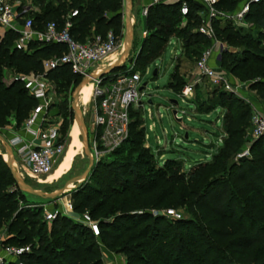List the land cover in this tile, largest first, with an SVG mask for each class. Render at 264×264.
<instances>
[{"label":"trees","instance_id":"trees-1","mask_svg":"<svg viewBox=\"0 0 264 264\" xmlns=\"http://www.w3.org/2000/svg\"><path fill=\"white\" fill-rule=\"evenodd\" d=\"M58 2L55 7L50 3L41 6L33 18L37 29H43L50 21L61 27L66 15L77 10L70 29L74 41L85 43L94 36L105 37L109 29L118 37L122 35L123 0ZM240 3L241 0H219L215 9L232 13ZM187 5L186 16L180 13V3L156 4L148 8L147 36L138 49L136 71L145 70L159 59L171 39L181 43V57H196L195 62L211 46V41L196 32L201 24L202 5L193 0H188ZM181 20L185 22L184 27H176ZM245 21L263 23L256 36L230 23L212 20L218 41L244 46L241 55L227 49L223 51L220 68L224 72L231 69L229 74L254 72L264 77V5H251ZM16 38L17 34L12 31L0 38V131L12 123L20 127L36 104L20 83L6 85L2 81L3 65L11 67L16 74L42 73L45 60L65 51L63 46L55 44H32L27 53L15 51L12 47ZM251 65L254 69H250ZM47 78L66 92L70 86L74 89L82 76L61 66L49 71ZM185 84L176 65L168 87L178 96ZM258 88L257 83L254 90ZM229 100L222 118L225 136L213 158L208 163L196 164L187 172L179 168L169 173L159 170L156 176L145 171L149 167V150L143 147L145 128L139 114L131 111L132 121L125 143L133 152L140 150V158L135 161L119 159L114 162L117 166L112 167L97 163L89 176L94 184L84 183L68 194L75 213L88 211L94 219L100 204L96 202L104 194L116 193L117 186L124 180L121 193L127 199L112 222L99 223V237L63 217L51 223L43 221L40 218L43 209L26 204L28 195L17 189L0 155V231H6L2 245H30L31 253L21 258L24 264H102L97 241L107 249H115L126 237L127 243L132 245L128 252L131 257L139 259L148 254L151 258V261L138 260L136 264H264V140H251L248 156L230 163L244 145L249 112L237 111L239 103L232 95ZM170 166L168 162L166 167ZM101 167H104L103 172ZM132 167L136 169L134 179ZM168 200L173 207L183 205L186 213L193 215L198 223L183 218L167 220L150 214Z\"/></svg>","mask_w":264,"mask_h":264},{"label":"rangeland","instance_id":"rangeland-1","mask_svg":"<svg viewBox=\"0 0 264 264\" xmlns=\"http://www.w3.org/2000/svg\"><path fill=\"white\" fill-rule=\"evenodd\" d=\"M247 1L248 0H241L238 8L232 13L223 11L218 12L229 15V18L225 16L224 20H221L222 24L230 23L229 25L241 30L242 32L252 33L256 36L257 31L259 30V26L263 24L262 22L260 24H254L245 21L241 22L240 24H235L231 20V16L237 13V11H239ZM47 3H50V5H53L55 7L59 2L58 0L10 1V4L18 7V14L22 11V9H27L28 12L25 13L24 16L31 19L34 18V15L36 13L40 12L41 6H46ZM141 7L142 0H132L134 40L133 48L126 64H131L138 53V49L142 41L141 33L145 29V20L141 16ZM199 15L201 17L202 23V17L204 19L206 13L203 10L199 12ZM122 21L124 20L122 19ZM184 25V20H181L176 27L183 28ZM192 30L195 31V28H192ZM109 32L115 35V33L111 29L108 30V33ZM119 38L122 40V44L124 47V26L122 35L119 36ZM223 44L229 52L236 55L242 54L244 47L242 44ZM122 50L119 52L118 57L120 56ZM195 58L191 57L190 55L181 57V48L177 41H175V39H172L170 43L165 47L162 56L148 67V73H145L144 70L140 73L141 86L146 85L145 96H143L140 100L142 102V106L137 108L135 112L139 114L143 122V127L145 128L143 147L149 150V167L145 170H148L147 174H153L154 176H156L159 170L169 173L173 169L178 168L181 169L182 172H187L196 164L208 163L220 148L221 144H218V140L221 139L223 141V137L225 136V128L222 125V118L225 114L224 108L227 107L230 102L229 95H232V97H234V99L238 101L239 104H237V108H235L237 111L241 109L240 111L249 112L248 118L246 120L247 128L244 138V145L232 157L230 163L237 162L240 157L248 156L249 146L252 143L250 136V118L253 113H259L264 116V77H262L260 74H255L254 72L247 74L235 72L229 74L231 69L227 68V73H225L230 77V81L234 85V93L230 90L225 89V87L222 85L213 86L212 84H210L209 80H203L202 85L195 86L193 93L188 97V99L184 101L180 97L175 95L169 89L168 85L171 80V76L175 71L176 65L180 75L183 76V80L186 83L185 85L191 83L195 78L193 76ZM249 67L250 69H254L253 65ZM156 70L157 74L153 75V72ZM1 74V79L4 83L16 75L11 67L5 65H3L2 67ZM257 83L259 84V88L258 90H254V85ZM93 87L94 84L92 83V90ZM236 87H238V89ZM72 89L73 87L70 86L69 90L63 92L60 86L58 87L56 84H52L53 95L51 97L49 119L59 128L61 140L65 147L64 154L67 152L71 144L70 133L75 126L74 117L71 110ZM220 93H223V95H221ZM149 100H151L152 105L148 103ZM171 101H177V105H172ZM79 103L82 110L84 123L87 127L88 136L89 138H91V126L93 120L91 99L90 103L85 107L82 105L81 101ZM174 109L183 111L186 114L183 116L181 122H178L174 119V116L172 115V110ZM194 113H198L203 117L199 116V119H194ZM188 117H191L190 121L187 120ZM10 126L11 125L2 128L0 133H2L4 136H7L6 132L9 130ZM186 134H188V140L190 142L195 141L197 142L198 147L203 146L204 150L202 151L204 152H194L195 148L191 149L190 145L186 144ZM132 149L133 148L129 147L125 142L114 148H111V146H109V149H104V151L101 153V157L97 162H95V165L97 163H103L112 167L117 166L116 164H114V162L119 159H122V161H135L136 159H139L140 150H136L135 152H133ZM0 153L5 155L1 146ZM195 154H198L199 157H194ZM168 162H171L170 168L166 167V164ZM57 166L49 175H38L29 168V171L19 168V174L24 179V181L31 185L33 188L45 192H54L59 190L66 181L81 175L88 167V160L84 157L83 152L81 151L73 159L68 173L57 182L49 184L48 178L55 171ZM100 171L103 172L104 167H101ZM130 171L132 172L134 179L136 177V169L132 167ZM123 181L124 180H122L119 186H117L116 193L104 194L96 202L100 204L97 207L93 217L98 223H110L113 221L114 217L119 214L118 211L121 205L127 199V196L121 193L123 189L121 185L124 184ZM88 182L94 184V180L91 181L88 177V179L85 182L79 184L77 188ZM132 192L133 191H131L130 193ZM69 202L71 203L72 213L69 212L70 210L66 206ZM26 204L30 207H41L43 209V212L40 218L43 221H45V211H52L54 209L59 211L57 217L66 218L74 224L77 223L69 219V217L65 216V211L69 212L73 216V219L78 218L84 213H89L88 211L79 214L75 213L73 211L70 195H66L63 198L52 202L40 201L36 198L26 196ZM171 210L174 211L175 214L179 215L181 219H189L194 223H198V220L193 215L186 213L183 205L180 204L177 208L173 207L170 200H168L160 209L151 210L150 214L154 217L160 216L164 217L167 220H172L167 216L168 211ZM0 232H4L5 236L1 237V239L4 240L6 238V231L2 230ZM97 243V246L99 245L98 249L101 254L102 264H136L138 260L151 261V258L148 254H143L141 257H139V259L131 257L128 252L129 248L132 245L127 243V237L115 249H107L103 244L100 243V241H97Z\"/></svg>","mask_w":264,"mask_h":264},{"label":"built area","instance_id":"built-area-1","mask_svg":"<svg viewBox=\"0 0 264 264\" xmlns=\"http://www.w3.org/2000/svg\"><path fill=\"white\" fill-rule=\"evenodd\" d=\"M10 1L0 0V38H3L8 31L16 33L17 38L13 42V50L27 53L32 44H55L65 48L60 56L52 57L43 62L42 73L16 74L5 82L6 85L12 82L20 83L29 96L36 101L35 106L21 126L17 128L12 123L8 130L11 136L6 137V139L13 150L16 164L29 168L38 175H49L61 162L65 147L58 126L49 119L53 83L47 78V73L61 66L69 67L71 73L82 77L91 72L99 71L116 61L123 44L122 40L111 32L107 33L105 37L94 36L85 43L74 41L70 35V29L73 25L72 19L78 15L77 10L66 15L61 27L55 21H50L45 24L43 29H37L33 19L24 16L28 10L22 9L18 14V7L10 4ZM187 1L152 0L150 6L180 3V13L182 16H186L189 11ZM193 1L200 3L206 13L204 19L202 17V23L196 32L211 41V46L205 49L195 62L193 73L195 78L182 88L178 97L184 101L188 99L195 86L202 85L203 80H209L213 86L222 85L234 93V85L231 83L230 77L220 68L221 53L226 50V47L217 40L211 25L212 20H224L225 16L229 18V15L220 13L215 9L219 0ZM253 4L264 5V0H248L237 13L230 15L231 20L235 24L245 22V16ZM149 7L141 10V16L144 20ZM141 36L142 39L147 36L146 29L142 31ZM175 41L181 48V43L177 39ZM137 55L131 64L125 65L122 71L93 82L94 87L91 95L93 120L89 147L95 162L99 160L104 149H109V146L114 148L126 141L129 125L132 121L131 111L142 106L140 100L145 96L146 85L143 90H140L142 87L141 72L134 69ZM148 69L147 67L144 70L145 73H148ZM236 88L238 89V87ZM174 110L176 111L173 115L174 119L181 122L186 114L178 109ZM250 122L251 140H264V116L253 113ZM221 143L222 140L219 139L218 144ZM1 155L3 157V154ZM66 206L72 213L71 203L69 202ZM58 212L55 209L45 211L46 223L54 221L59 214ZM65 212V216L69 219L87 228L94 237H99V223L92 219L89 213H84L73 219L69 212ZM167 216L172 220L181 219L172 210L168 211ZM2 242L3 239H0V264H24L21 258L32 251L30 245L4 248Z\"/></svg>","mask_w":264,"mask_h":264},{"label":"water","instance_id":"water-1","mask_svg":"<svg viewBox=\"0 0 264 264\" xmlns=\"http://www.w3.org/2000/svg\"><path fill=\"white\" fill-rule=\"evenodd\" d=\"M132 18V0H123V25L125 30V43L120 56L118 57V59H116V61L101 68L99 71L91 72L83 76L81 81L71 92V110L73 113L74 122L77 124L80 132L83 155L88 160V167L81 175L66 181L59 190L54 192H45L33 188L31 185L26 183L18 173L13 150L10 147L6 137L2 133H0V146L2 147L6 156V160L4 161L11 174V177L13 178L15 186L23 194L43 201H57L76 189L79 184L85 182L90 176L95 166V161L90 152L88 131L84 123L83 114L79 103L80 91L85 85L96 82L125 68V65L129 59V55L133 48L134 24ZM153 75H156V71L153 72ZM144 86L145 85H143L140 90H143ZM148 103L152 105L151 100H149ZM171 104L176 106L177 101H171ZM175 112V110H172V115H175ZM255 141L257 140H254V142Z\"/></svg>","mask_w":264,"mask_h":264},{"label":"bare ground","instance_id":"bare-ground-1","mask_svg":"<svg viewBox=\"0 0 264 264\" xmlns=\"http://www.w3.org/2000/svg\"><path fill=\"white\" fill-rule=\"evenodd\" d=\"M91 94H92V83H89L85 85L84 87H82L80 91V95H79V102L81 101L84 107L90 103ZM70 138H71V144L67 152L64 154L61 162L55 169V171L49 176L48 178L49 184L50 183L53 184L57 182L64 175H66L68 171L70 170L73 159L75 158L76 155H78L82 151V145L80 141V132H79V129L76 123H75V126L73 127V130L70 133ZM3 159L6 160L5 155H3ZM19 168L29 171L26 167L19 164L17 165L18 173H19Z\"/></svg>","mask_w":264,"mask_h":264},{"label":"crops","instance_id":"crops-1","mask_svg":"<svg viewBox=\"0 0 264 264\" xmlns=\"http://www.w3.org/2000/svg\"><path fill=\"white\" fill-rule=\"evenodd\" d=\"M151 2H152V0H142V7L140 8V10H142V9L145 8V7H149V6L151 5ZM26 10H27V9H26ZM199 116L203 117L202 115H200V114H198V113H194V114H193V118H194V119H199V118H200ZM187 120L190 121V120H191V117H188ZM178 122H180V121H178ZM8 132H9V131L6 132V133H7V136H5V137H10V136H11ZM186 135H187V136H185L186 144H187V145H190L191 149L195 148L194 152H196V153L204 152V151H202V150H204L203 146H202V147H198V146H197V142H195V141H191V142H190V141L188 140V134H186ZM215 145H216V144H215ZM197 148H198V149H197ZM198 150H199V152H198ZM194 157L198 158L199 156H198V154H195ZM191 159H192V158H191ZM201 160H202V159H201ZM3 235H4V232H0V239H1V237H2Z\"/></svg>","mask_w":264,"mask_h":264}]
</instances>
